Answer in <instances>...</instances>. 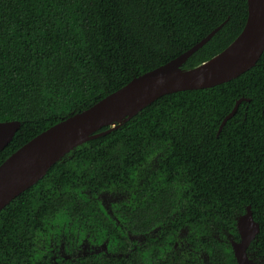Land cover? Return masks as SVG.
Wrapping results in <instances>:
<instances>
[{
  "label": "trees",
  "instance_id": "1",
  "mask_svg": "<svg viewBox=\"0 0 264 264\" xmlns=\"http://www.w3.org/2000/svg\"><path fill=\"white\" fill-rule=\"evenodd\" d=\"M247 17L248 0H0V121H21L0 164L224 23L183 68L210 59ZM152 156L158 164L147 170ZM106 191L129 192L114 209L121 226L101 205ZM248 205L260 224L249 257L264 264V52L238 77L165 94L53 164L0 211V264H53L48 238L59 226L109 236L122 253L62 264H201L202 253L208 264H238L215 236L239 241ZM155 228L157 239L131 249L127 231ZM185 228L190 248L173 257Z\"/></svg>",
  "mask_w": 264,
  "mask_h": 264
},
{
  "label": "water",
  "instance_id": "2",
  "mask_svg": "<svg viewBox=\"0 0 264 264\" xmlns=\"http://www.w3.org/2000/svg\"><path fill=\"white\" fill-rule=\"evenodd\" d=\"M224 23L179 56L135 76L127 84L90 107L62 119L30 139L0 164V211L23 191L42 179L50 167L85 141L106 134L137 114L159 97L181 90L215 86L255 66L264 52V0H248V17L236 39L224 50L193 68H183L187 59L202 47ZM236 44L228 64L214 71L192 72ZM235 108L224 119L232 117ZM105 131L98 132L102 127ZM21 127L19 120L0 121V149H4ZM239 241L232 247L238 264H251L248 247L260 231L251 206L237 219Z\"/></svg>",
  "mask_w": 264,
  "mask_h": 264
},
{
  "label": "rangeland",
  "instance_id": "3",
  "mask_svg": "<svg viewBox=\"0 0 264 264\" xmlns=\"http://www.w3.org/2000/svg\"><path fill=\"white\" fill-rule=\"evenodd\" d=\"M150 161L145 165V169H152L157 166L158 160L156 156H152ZM100 201L102 205L108 210L111 209L112 204L127 200L129 197L128 191H106L100 194ZM189 234L188 229H183L180 232L179 242L187 243L186 236ZM157 236V230L151 231L149 234H130V240L133 248L142 247L147 237ZM219 241L227 244H232L233 241H237L230 233H221L215 236ZM50 241V257L53 259L66 258L68 260H75L76 258L91 253L110 252L106 242H99L93 235L88 232H78L73 229H69L67 226H59V231L54 230L53 234L48 238ZM185 241V242H184ZM102 256V255H101ZM251 259V264H258L255 260ZM58 262V260H57ZM200 263L208 264V255L202 253L200 255Z\"/></svg>",
  "mask_w": 264,
  "mask_h": 264
},
{
  "label": "flooded vegetation",
  "instance_id": "4",
  "mask_svg": "<svg viewBox=\"0 0 264 264\" xmlns=\"http://www.w3.org/2000/svg\"><path fill=\"white\" fill-rule=\"evenodd\" d=\"M117 204H121V202L112 204L111 209L108 210L101 203L102 207L104 208V210L106 211V213L110 216V218L113 220V222L115 223V225L121 226L122 225V220L118 217L116 210H114L115 207H116L115 205H117ZM153 230H158V228H155ZM153 230H151V231H153ZM151 231L146 232V233L127 231V235H128L129 241L131 243V240H130V237H129L130 234H132V233H136V234H149ZM84 232H88V231H84ZM88 233L91 236L93 235L90 232H88ZM158 235H159V233L157 232V236L152 237V238L157 239ZM93 237H95L96 240H98L99 242H103V241L106 242L107 243L108 250L110 252H99V253H91V254L87 253V254H84V255H82V256H80L78 258H82V257L87 256V255H94V256L102 255L105 258H111V257H118V256H120L122 254L121 251H119V246H118L117 242L114 239H112L111 237L106 236L105 238H102V239H98L97 236H94V235H93ZM178 237H180V236H178ZM148 238H150V237H147V240L144 241V244L142 245V247L145 246V243H147ZM186 240H187V243L182 244V243L179 242V238H177V241L174 242L173 247H172L173 257H174L175 254L181 255L183 252H185L186 249L190 248V243L188 242L187 237H186ZM142 247H139V248H142ZM131 249H136V248H133L132 247V243H131ZM47 255H48V258H49V262H52L53 264H62V263H60V261H62L63 263H65L66 261L67 262L70 261V260H68L66 258H59V259H57V258L56 259L51 258L50 257V250L47 252ZM248 256H249V253H248ZM78 258H76L75 260H71L70 262H76V260ZM57 260H58V262H57ZM182 260L185 261L186 259H182Z\"/></svg>",
  "mask_w": 264,
  "mask_h": 264
},
{
  "label": "bare ground",
  "instance_id": "5",
  "mask_svg": "<svg viewBox=\"0 0 264 264\" xmlns=\"http://www.w3.org/2000/svg\"><path fill=\"white\" fill-rule=\"evenodd\" d=\"M236 50V44H233L230 46L227 50L220 53L219 55L215 56L213 59L206 62L204 65L199 67L196 70H193L192 72H206V71H214L217 68L224 66L228 64L231 56Z\"/></svg>",
  "mask_w": 264,
  "mask_h": 264
}]
</instances>
